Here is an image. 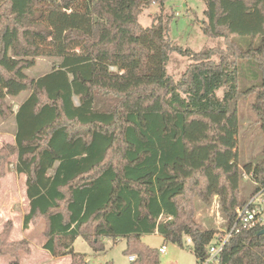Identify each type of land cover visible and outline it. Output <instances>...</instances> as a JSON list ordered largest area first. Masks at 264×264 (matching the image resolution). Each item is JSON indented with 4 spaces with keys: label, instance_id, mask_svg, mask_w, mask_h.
Masks as SVG:
<instances>
[{
    "label": "trees",
    "instance_id": "obj_1",
    "mask_svg": "<svg viewBox=\"0 0 264 264\" xmlns=\"http://www.w3.org/2000/svg\"><path fill=\"white\" fill-rule=\"evenodd\" d=\"M165 1L0 0V118L13 115L8 97L28 94L14 114L15 146L0 150V181L16 156L23 228L43 221L53 257L87 264L73 250L78 238L96 254L106 239H125L131 264H160L141 242L155 233L180 248L187 238L204 257L217 232L196 223L194 198L217 196L231 223L246 201L243 173L264 185V157L237 162L238 104L253 94L264 154V0H200L203 34L223 45L199 52L173 44L161 18L140 24ZM173 53L189 60L177 81L167 72ZM41 58L55 67L29 78ZM263 229L234 235L220 264H264ZM11 230L0 234V258L16 264L30 248L10 242Z\"/></svg>",
    "mask_w": 264,
    "mask_h": 264
},
{
    "label": "rangeland",
    "instance_id": "obj_2",
    "mask_svg": "<svg viewBox=\"0 0 264 264\" xmlns=\"http://www.w3.org/2000/svg\"><path fill=\"white\" fill-rule=\"evenodd\" d=\"M204 9V3L200 0H167L164 3H153L144 9L139 17V22L143 27H148L154 18H161L168 24L170 41L183 49L188 48L199 52L203 49L221 47L222 39L209 38L203 34ZM188 63V58L173 53L167 65V72L177 81ZM54 67V60L41 58L36 61L33 68L26 70L25 73L31 79H38L49 73ZM218 95H221V91L218 92ZM27 96L28 94H22L16 98L8 97L6 99L13 115L8 119L0 118V150L6 146H15L16 122L14 114ZM255 99L256 94H253L242 99L238 104L237 162L240 167L247 163L256 164L264 157L261 128L256 123V116L251 111V105ZM16 162V156L10 158L6 166V174L0 181V234L4 227L11 223L12 230L9 241H26L30 248V253H21L16 264H71L72 259L69 255L59 257L49 255V258L46 257L47 255L43 256L44 253H47L43 249V244L46 241L43 221L37 225H30L29 229L23 228L22 220L28 210V200L25 195V178L17 175ZM254 186L250 180L241 182V200L249 198L255 190ZM193 206L194 219L202 229L219 232L225 228L226 218L221 214L217 196L212 198L209 205L204 204L199 198H194ZM185 241L187 246L180 248L165 241L157 233L141 237V242L150 248L158 250L162 246L165 247V252L159 254L160 264H198L197 258L190 249V240L185 238ZM104 243L105 251L98 254L94 253L81 238L76 240L74 248L76 253L85 255L87 264H106L108 262L131 264L129 255L124 253L125 239H118L115 242L106 239ZM0 264L15 263L11 257H1Z\"/></svg>",
    "mask_w": 264,
    "mask_h": 264
},
{
    "label": "built area",
    "instance_id": "obj_3",
    "mask_svg": "<svg viewBox=\"0 0 264 264\" xmlns=\"http://www.w3.org/2000/svg\"><path fill=\"white\" fill-rule=\"evenodd\" d=\"M252 175L243 173L244 180L251 181ZM252 182V181H251ZM256 189L249 196V198L235 208L234 220L229 223L226 219L224 223L226 226L224 229L216 233L214 239L207 247V251L204 257H199L198 264H220V258L225 249L228 241L236 234H239L243 230H249L256 225L264 226V185L253 181ZM159 253L165 252V247L162 246L158 249ZM134 256H129V260L134 261Z\"/></svg>",
    "mask_w": 264,
    "mask_h": 264
},
{
    "label": "crops",
    "instance_id": "obj_4",
    "mask_svg": "<svg viewBox=\"0 0 264 264\" xmlns=\"http://www.w3.org/2000/svg\"><path fill=\"white\" fill-rule=\"evenodd\" d=\"M28 211V210H27ZM22 223H23V220H22ZM29 229V228H28ZM45 243V242H44ZM75 243H76V241H75ZM75 243L73 244V249H74V251H75V248H74V245H75ZM44 245V244H43ZM45 250V249H44ZM45 252H47L46 250H45ZM76 252V251H75ZM47 255V256H46ZM49 253L47 252V253H44L43 254V256H46V257H48L49 258ZM52 257V256H51ZM48 258H47V262L49 263V260H48Z\"/></svg>",
    "mask_w": 264,
    "mask_h": 264
},
{
    "label": "water",
    "instance_id": "obj_5",
    "mask_svg": "<svg viewBox=\"0 0 264 264\" xmlns=\"http://www.w3.org/2000/svg\"><path fill=\"white\" fill-rule=\"evenodd\" d=\"M259 235L260 236H262V235L264 236V229L259 232Z\"/></svg>",
    "mask_w": 264,
    "mask_h": 264
}]
</instances>
